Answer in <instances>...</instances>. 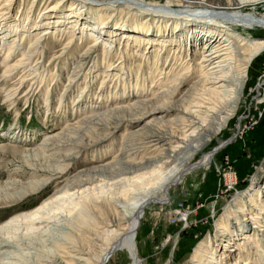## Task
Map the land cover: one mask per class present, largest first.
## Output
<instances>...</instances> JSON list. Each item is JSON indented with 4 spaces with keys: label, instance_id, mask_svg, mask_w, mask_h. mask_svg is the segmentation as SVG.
<instances>
[{
    "label": "bare ground",
    "instance_id": "6f19581e",
    "mask_svg": "<svg viewBox=\"0 0 264 264\" xmlns=\"http://www.w3.org/2000/svg\"><path fill=\"white\" fill-rule=\"evenodd\" d=\"M11 1L13 0L0 1V52L5 48L6 55L1 67L4 79L14 77L17 74H21L23 77L30 75L32 76L31 79H34L36 76H41L40 74L47 72L42 66L43 61L37 60V56L40 57L39 59L43 58L42 43L46 36L52 35L50 30L58 39L67 35L69 37L67 41L70 44L75 38L82 40L85 36L96 38V42L102 41L103 45L107 44L108 46L117 37L123 38L126 41V46L130 41L132 42V39H135L134 47L138 49L137 52L140 53V48L143 47L149 51L157 48L161 53H159L161 58H166L164 59L165 63L169 56L164 55L173 51V59L166 65V68L159 70V67H156L154 69L157 78L153 84H157L162 89L161 92L151 95L153 96L152 99L136 100L137 102L127 107L118 106L114 110L111 109L112 111L106 109L108 112L105 110V113L94 119H86L85 125L90 126V128L76 130L82 136L79 134L78 139H60L58 145H53V148L48 151L50 154V151L55 149L59 151L76 149L70 151V154H50L45 157L43 155L45 149L42 154L38 151H21L24 161L29 158L42 157L43 165L40 167L32 165L30 168L48 173L50 176L44 180L41 179L38 182H30L20 186L19 191H21L14 197L17 200L37 193L54 180L56 175H61L64 172L61 166L65 161L73 160L79 152L107 141L122 128L127 132L129 128L135 129L127 134L131 141L134 140L135 144L132 146L149 145L148 148H152L154 151L165 148L161 150L165 151L166 154L157 155L154 159L145 161L140 165L128 163L124 164V169L108 170L109 172H105L103 169H95L76 177L73 187L77 191L72 194L75 195L74 199L78 200L73 204L75 209L81 208L82 210L85 206L88 207L92 201H89V195L84 194L85 190L89 191L90 188L84 186L90 185L98 172H105L103 174L106 175L103 177L116 180L124 194L117 200H109L112 201L113 212H109L107 218L101 213L100 208L98 210V215L101 216V221L103 220L101 222L103 227L100 228V232L94 231L93 237H91L95 243L101 242L100 251L92 253V250H88L87 253L73 248L70 250L74 253L66 250L61 252L65 249L62 245L63 241H72L71 237L73 236L70 232H72L73 226L85 225V220L80 217V212L76 214L77 217L70 219L73 208L71 212L64 210V205L72 197L66 190L70 188V185L66 186L63 195L60 196L56 192L35 208L10 217L0 226L1 261L10 260L11 254L14 258L13 251L21 252L22 244H19L21 240L34 239V241L45 244L46 242L42 239L46 238L54 245L56 251L58 250L57 254L48 261V264H80L88 263L90 259L95 262L94 264H107L111 256L119 250L130 252L131 258L135 264H138L137 254L134 252V242L137 238L142 209L150 203L164 202L169 197L170 186L178 183L181 175L193 169L204 167L209 163L211 154L202 157L196 163H193V157L199 154L207 143L211 142L212 137L229 126L236 116L241 97L245 94L244 92L250 91L249 82L246 81L250 71V63L255 62L264 53V38L257 39L250 35L249 31L251 29L264 30V14H257L255 11L244 7H252L251 5L260 1L216 0L219 9L210 7V0H196L194 4L197 7H192V0H188L191 3L186 0L187 2L183 1L182 8H173L168 0L165 4L144 0H121V3L116 1L119 9H113V5L107 4L108 7L103 10H109L110 15L106 20H102L103 14L100 15L101 11L97 10L100 6L98 0H71L73 2L70 7L63 10L61 9L63 4L70 0H55V3L42 8V12L39 11L37 16L31 15V12L37 7L34 6L36 0H33L30 8L27 7L28 12H25L23 17H21L22 13L19 16L17 13L10 20L11 16L6 11L11 6ZM86 6L89 7L87 12L84 10ZM114 11H119L118 14L125 13L134 21L131 25L117 23L110 27L108 20ZM100 17L102 19L98 21ZM138 22H145V24L143 23L145 27L141 28L142 25H139ZM99 23L103 25L100 27L101 24ZM152 24L155 28L151 27ZM40 30L42 33L38 35L37 31ZM30 31L33 32L30 33ZM76 31H79V34L78 32L76 34ZM32 35L34 36L33 41L29 43L26 52L22 51V53L20 46L23 42L30 40ZM131 44L128 45L131 46ZM68 46L69 44H66L67 48ZM94 46L92 49H88V54L96 52L93 49ZM169 48L170 51H168ZM198 50L200 55H197L199 56L198 59L194 60L190 54ZM18 53L21 57L14 61ZM105 53L109 52L106 50ZM57 59L58 57H55L53 61H57ZM119 65V69L122 70L123 65L121 63ZM192 72L194 76L189 81L188 77ZM259 87H261L260 84ZM184 88H187L186 92L179 99L172 100V96L181 94ZM144 96L146 95L144 94ZM167 127H173L172 129L179 127L180 139H175L174 134ZM75 134L72 135L75 136ZM74 136L73 138H75ZM91 136L94 140L90 139ZM180 143L183 144V147L178 146ZM223 144L225 143L221 142L219 146ZM178 150L180 155H175ZM159 153L161 152L159 151ZM124 158H126L125 155ZM163 158L171 159L164 162L166 165L164 168L158 165ZM227 181H229L228 185L232 187L235 185L233 177ZM137 184L143 186L139 187ZM259 185V177L254 178L246 191L248 194L244 191L239 193L232 201L233 205H228L225 209L224 217L219 218L216 223L217 230H220L219 233L222 235L221 240L218 239L217 241V243L220 242L218 249L229 248L230 243L238 240L237 249L234 250L231 258L234 262L231 264H239L240 261L246 264L247 257L255 255L257 251L262 252L261 249L264 246V186ZM132 186L135 190L129 192L127 188ZM80 188L83 190L80 191ZM5 190L8 191V189ZM137 190H139V194L135 193ZM129 195L132 197L129 198ZM83 202L85 203L82 205ZM117 202L119 204L116 207ZM236 214H242V217L238 219ZM18 231L23 232L21 238L18 237ZM76 232L78 234L79 230ZM258 232H263V235L260 236ZM26 235H29L30 238H25ZM31 242L33 241L31 240ZM26 243L28 244L27 247L30 248L29 250L34 248L29 242ZM95 246L97 247V245ZM213 249L215 248L212 247L211 249L207 240L201 242L191 255L189 262L191 264H229L225 262L224 258L219 259ZM227 252L230 253V251ZM87 254L89 257H83ZM257 255L260 254L257 253ZM23 256L24 259L25 256ZM224 257L227 258L228 256L225 255ZM26 259L28 258H25V263L27 262Z\"/></svg>",
    "mask_w": 264,
    "mask_h": 264
},
{
    "label": "rangeland",
    "instance_id": "374dc122",
    "mask_svg": "<svg viewBox=\"0 0 264 264\" xmlns=\"http://www.w3.org/2000/svg\"><path fill=\"white\" fill-rule=\"evenodd\" d=\"M32 1H11V6L6 11L11 16L10 20L17 13V16L22 13L21 17H23L25 12H28ZM70 1L65 2L61 9H68L73 2ZM98 1L100 6L97 10L101 11L100 15L103 14V19L100 17L98 21L101 19L106 20L110 15L109 10H103L108 7L107 4L113 5V9H119L117 2L121 3V0ZM144 1L158 4L167 3V0ZM168 1H170V5L173 8H182V3L186 0ZM195 1H191L192 7H197L194 4ZM212 1H209L210 7L220 9L219 6L217 7L218 2L216 0ZM259 1L251 5L252 7L244 8L255 11L257 14H264V1ZM53 3H55V0H36L34 6L37 7L31 12V15L37 16L39 11L42 12V8ZM34 6L32 5V7ZM86 7L84 10L87 12L89 7ZM244 8H242L243 11H245ZM116 12H112V17L108 20L109 22L107 21L110 27L117 23L131 25L134 21L133 18L125 15V13L118 14L119 11ZM115 17L117 18L115 19ZM143 23L145 24V22ZM143 23L138 22L139 25H142L141 28L145 27ZM99 24H101L99 25L100 27L103 25L102 23ZM151 27L155 28L153 24ZM37 32L38 35L42 33L41 30ZM50 32H52V35L46 36L42 43L44 48L43 58L39 59L40 57L37 56V60L43 61L42 66L47 72L40 74L41 76H36L34 79H31L32 76L30 75L23 77L21 74L4 79L1 67L6 56L5 48L0 52V226L10 217L35 208L56 192L60 196L63 195L66 186L70 185V188L66 190L72 195L77 191L73 187V183L79 174L95 169H103L105 172L124 169L128 163L140 165L145 161L154 159L157 155L166 154L165 151L161 150L165 148L154 151L152 148H148L149 145L142 147L132 146L135 144L134 140L131 141L127 134L135 129L129 128L127 132L122 128L116 131L113 134L114 137L111 136L108 139L109 141H105L106 143L100 142L95 147L79 152L75 159L65 161L67 164L64 162L63 166H61L64 172L61 175H56V178L52 180L54 182L50 181L37 193L26 198L20 200L14 198L21 191H19L20 186L30 182H38L50 176L48 173L30 168L32 165H37V167L43 165L44 160H42V157H40L41 159L39 157L35 159L29 158L24 161L21 151H38L40 154L44 152L43 155L45 157L50 154H70V151L72 152L76 149L67 150L68 152L55 149L52 152L50 151V154L48 151L53 148V145H58L60 139H78L80 133H77L76 130L90 128V126L85 125L86 119H94L107 110L112 111L111 109L114 110L118 106L127 107L138 100L152 99L153 96L151 95L162 91L157 84H153L155 78H157L154 69L156 67H159V70L166 68V65L173 59V51H170V48L168 50L170 52L164 55L166 57L169 56L166 63L164 62L166 58H161V53L157 48L149 51L143 47L140 48V53L137 52L138 49L134 47L135 39L128 43H132L131 46L128 44L126 46V41L117 37L115 41L111 42L112 46H108L106 43V45H103L102 41L96 42V38L85 36L86 38L83 37L82 40L75 38L70 44L67 41L69 38L67 35L58 39L55 37L56 35H53L52 30ZM77 32L79 34V31H76V34ZM242 33L244 34V32ZM249 34L257 39L264 38V30L262 29H251ZM33 35L30 36V40L28 39V41L22 43L20 46L21 52H26L29 43L33 41ZM66 44H69L68 48ZM92 45H95L93 49L96 52L88 54L87 51L89 48L92 49ZM106 50L109 53H105ZM184 52L186 53L185 49ZM190 55L194 60L198 59L199 56L197 55H200V51L192 52ZM54 56L58 57L57 61L54 60L55 62L53 61L55 59ZM20 57L18 53L14 61ZM176 62L179 63L177 60ZM120 63L123 65L122 70L119 69ZM94 64L95 66H93ZM109 65L111 66L109 67ZM250 65L249 75L246 80L249 82L250 91L244 92L245 94L241 97L235 118L227 126L228 128L225 127L218 135L212 137L211 142L207 143L204 149L193 157V163H196L202 157L211 154L209 163L204 167L193 169L181 175V180L179 179L178 183L170 186L168 190L169 197L164 202L150 203L142 209L137 238L134 242V252L137 254L138 264H191L189 262L191 255L196 250V247L206 240L211 249L212 247L215 248L213 252L215 251V255H218L219 259L222 257L229 264L234 262L231 258L234 250L237 249L238 240L230 243L229 248L218 249L220 242L217 243V241L218 239L221 240L222 235L219 233L220 230H217L216 223L219 218L224 217L225 209L228 205H233L232 201L237 195L242 191H247L254 178L259 177V186H264V53ZM150 76L151 78L149 79ZM189 76L188 80L191 81L194 76L193 72ZM259 84L261 87H259ZM186 89L184 88L181 94L172 96V100L179 99L186 92ZM125 102H128V104ZM167 128L174 134L175 139H180L179 127H177L178 129ZM72 134H75V136ZM80 135L82 136V134ZM90 139L94 140L93 136ZM53 142L55 143L53 144ZM221 142L225 144L219 146ZM130 143L133 144L130 145ZM181 144H178V146L183 147V144ZM178 151L175 155H180L181 150ZM124 155L126 158H124ZM167 160L169 159L163 158L158 165L164 168L166 166L164 162H167ZM105 172H98V175L93 178L94 181L90 185L84 186L85 188H90L91 191L82 187L86 191L84 194L89 195V201H93L89 203L88 207L85 206L82 210L81 208H73V204L78 202L77 199H74L75 195H72L69 198L70 200L64 205V210L66 211L71 212L73 208L70 219L77 217L78 215L76 216V214L80 212V217L85 220V225L73 226L74 228L70 232L71 236H73L71 237L72 241H63L62 245L65 249L63 248L64 250L61 252H65V250L70 252L73 248L87 253L91 250L92 253L100 251L101 242L95 243L92 240L94 231L100 232V228L103 227L101 223L103 220L101 221L98 210L100 208L101 213L107 218L109 212H113L112 201L124 195L116 180L103 177V175H106L103 174ZM232 177L235 179L233 187L228 185L229 181H227V179ZM96 178L97 181H95ZM137 186L142 187L143 185L137 184ZM82 188H80V191L83 190ZM5 189H8V191ZM127 190L131 192L135 189L132 186L127 188ZM135 193L139 194V190ZM130 197L132 196L129 195ZM109 200L112 201L110 202ZM118 204L119 202L116 203V207ZM179 206H182V212L188 216L186 223L180 222L175 218L176 208ZM231 208L233 207L231 206ZM236 216L239 219L242 214H236ZM77 230H79L78 234H76ZM22 233V231H18L19 238H21ZM258 233L260 236L263 235V232ZM25 238L29 239L30 236L26 235ZM31 240H21L19 243L23 247V249L22 247L20 249L21 252L13 251L14 255L18 257L14 256L13 258L11 254L10 260H0V264H11V262L12 264H48V261L58 252L50 240L48 241L46 238L42 239L46 242L45 244L34 241V239ZM26 242H29L34 248L31 247L32 249L29 250L30 248L27 247L28 244ZM261 250L262 252L257 251L260 254L259 256L256 253L247 257V259L245 258L247 260L245 263L264 264V246ZM227 251H230V253ZM71 253L74 252L71 251ZM225 255L228 257H224ZM86 256L88 254L83 257ZM25 258H28L26 263ZM21 261L23 262L21 263ZM90 262L92 264L95 263L90 259L88 263L80 264H89ZM107 264H135V261L131 258L130 252L119 250L111 256ZM239 264L243 263L240 261Z\"/></svg>",
    "mask_w": 264,
    "mask_h": 264
},
{
    "label": "built area",
    "instance_id": "2783aa9c",
    "mask_svg": "<svg viewBox=\"0 0 264 264\" xmlns=\"http://www.w3.org/2000/svg\"><path fill=\"white\" fill-rule=\"evenodd\" d=\"M181 208H182V206H179L176 208L175 218L180 222L186 223V219L188 216L184 212H182Z\"/></svg>",
    "mask_w": 264,
    "mask_h": 264
}]
</instances>
